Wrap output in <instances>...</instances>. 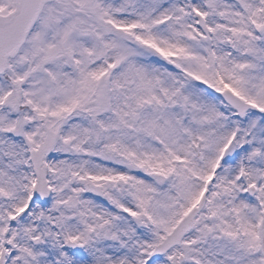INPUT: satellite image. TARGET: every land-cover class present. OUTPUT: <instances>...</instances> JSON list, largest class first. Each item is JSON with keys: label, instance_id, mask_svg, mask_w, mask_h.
Instances as JSON below:
<instances>
[{"label": "snow or ice", "instance_id": "6c2138e0", "mask_svg": "<svg viewBox=\"0 0 264 264\" xmlns=\"http://www.w3.org/2000/svg\"><path fill=\"white\" fill-rule=\"evenodd\" d=\"M0 264H264V0H0Z\"/></svg>", "mask_w": 264, "mask_h": 264}]
</instances>
